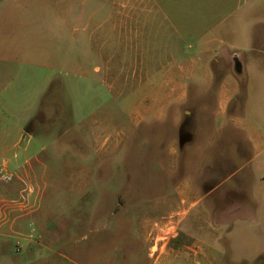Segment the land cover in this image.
Here are the masks:
<instances>
[{
	"label": "rangeland",
	"instance_id": "rangeland-1",
	"mask_svg": "<svg viewBox=\"0 0 264 264\" xmlns=\"http://www.w3.org/2000/svg\"><path fill=\"white\" fill-rule=\"evenodd\" d=\"M261 1L74 0L75 16L105 15L107 25L90 40L61 39L70 84H53L19 118L20 133L0 132V174L11 176L0 179V264H264V179L245 166V136L229 125L199 173L196 150L189 166L179 153L186 132L195 145L199 126L215 124L227 72L240 82L229 115L242 114L234 52L244 56V37L229 32ZM124 12L138 19L116 17ZM184 83L186 105L173 91ZM186 108L192 117L176 114ZM17 163L36 175L19 179Z\"/></svg>",
	"mask_w": 264,
	"mask_h": 264
},
{
	"label": "crops",
	"instance_id": "crops-1",
	"mask_svg": "<svg viewBox=\"0 0 264 264\" xmlns=\"http://www.w3.org/2000/svg\"><path fill=\"white\" fill-rule=\"evenodd\" d=\"M73 3L74 0H0V118L4 120L0 122V132L5 135L3 138L11 133H20L19 118L28 115L29 111L36 110L38 99L50 92L53 84L61 79L63 85H69L70 79L75 76L76 68L71 60L70 46L67 44L66 47H61L58 42L62 39L68 43L76 32L84 37L88 34L90 40L98 30L107 25L105 15H100L99 19L96 13L82 11L75 16ZM260 5L262 7L255 11L253 16L241 22L240 30L229 32L231 38L238 37L239 31L244 37V56L234 52L245 76L242 114L232 117L229 115V105L239 93L240 82L238 74L227 72L213 98L215 106L212 107L211 115L215 118V124L211 127L199 126L195 145L192 141L196 136L191 132H186L182 137V141L184 138L186 140L180 144L179 153L183 162L189 166L191 159L193 160V149L196 150L195 164L200 163L198 173L202 172L205 161L216 158L214 154L207 156L206 151L204 152L206 147L209 149L217 143L221 133L232 125L233 129L239 130L245 136L251 148V156L245 166L250 169L252 178H256L258 174L257 176L264 179V0ZM116 17L123 22H134L138 19L134 12L119 13ZM256 36L262 38L261 42L255 40ZM61 52L67 54L63 60L57 55ZM213 82L214 71L212 85ZM29 85L35 87H31L29 91ZM173 91L177 92L178 101L185 105L188 103L189 92L186 83L180 84L179 87L174 85ZM203 112L201 110L202 116ZM176 114L189 118L193 112L186 108L183 112L176 111ZM10 118H16L13 125ZM161 118L163 119L164 115ZM171 153L176 155L177 152ZM34 159L36 163H41L37 156ZM27 163L34 165L29 160ZM5 166H8V161ZM14 170V175L21 180H30L37 172L33 167L26 170L18 163L15 164Z\"/></svg>",
	"mask_w": 264,
	"mask_h": 264
},
{
	"label": "built area",
	"instance_id": "built-area-1",
	"mask_svg": "<svg viewBox=\"0 0 264 264\" xmlns=\"http://www.w3.org/2000/svg\"><path fill=\"white\" fill-rule=\"evenodd\" d=\"M11 178L9 172L5 171L2 174H0V179L9 180Z\"/></svg>",
	"mask_w": 264,
	"mask_h": 264
}]
</instances>
